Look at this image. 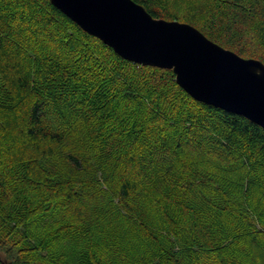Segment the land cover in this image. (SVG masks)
I'll use <instances>...</instances> for the list:
<instances>
[{
    "label": "trees",
    "instance_id": "obj_1",
    "mask_svg": "<svg viewBox=\"0 0 264 264\" xmlns=\"http://www.w3.org/2000/svg\"><path fill=\"white\" fill-rule=\"evenodd\" d=\"M132 1L264 63V0ZM0 264H264V129L0 0Z\"/></svg>",
    "mask_w": 264,
    "mask_h": 264
},
{
    "label": "water",
    "instance_id": "obj_2",
    "mask_svg": "<svg viewBox=\"0 0 264 264\" xmlns=\"http://www.w3.org/2000/svg\"><path fill=\"white\" fill-rule=\"evenodd\" d=\"M83 31L126 61L172 70L195 101L264 129V63L245 59L197 28L154 18L132 0H50Z\"/></svg>",
    "mask_w": 264,
    "mask_h": 264
}]
</instances>
